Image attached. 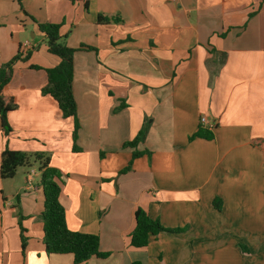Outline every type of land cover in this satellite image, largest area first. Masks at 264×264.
I'll list each match as a JSON object with an SVG mask.
<instances>
[{"label": "crops", "instance_id": "1", "mask_svg": "<svg viewBox=\"0 0 264 264\" xmlns=\"http://www.w3.org/2000/svg\"><path fill=\"white\" fill-rule=\"evenodd\" d=\"M47 22L78 49L77 152L73 120L42 93L60 61ZM19 50L31 57L4 88L17 108L9 133L0 119V163L6 148L50 157L68 227L108 253L80 264H264V0H0V65ZM145 123L137 148L152 153L132 159L124 144ZM201 125L212 140L190 139ZM27 173L0 175V264H77L46 252L43 187ZM138 208L185 230L135 247Z\"/></svg>", "mask_w": 264, "mask_h": 264}, {"label": "trees", "instance_id": "2", "mask_svg": "<svg viewBox=\"0 0 264 264\" xmlns=\"http://www.w3.org/2000/svg\"><path fill=\"white\" fill-rule=\"evenodd\" d=\"M32 17V16H31ZM32 19H34L32 17ZM35 20V19H34ZM99 22L107 20L99 15ZM38 28L44 33L47 41L49 53L56 55L60 61L56 66L43 68L46 72L47 82L42 88V93L50 95L61 110L64 118L73 120V151H80L76 145V138L80 121L78 117V105L74 95V55L77 48L69 46L65 41V35L61 33L62 23L47 22L38 23ZM31 57V51L23 53L21 50L9 61L0 65V119L5 133L11 131L7 115L10 111L17 108V103L13 98L4 95V88L12 80L16 64L19 61H27ZM31 68L42 69L38 65H30ZM124 104H121L120 109ZM149 125L145 123L138 134L131 140L125 142L124 147L133 148L132 159L144 155H151V151L138 150V144L145 140ZM213 128H205L203 125L190 136V139L197 137L212 140L214 138ZM34 157L40 162L41 184L44 193L43 219V243L48 254L52 253H71L74 262L77 264L85 263L92 257L104 258L108 253L101 252L99 249V236L97 234L85 233L72 230L68 227L65 217V208L60 201L61 184L63 175L59 169L50 164V157L44 153H27L21 150L6 148L1 155L0 175L2 178H13L21 166H30ZM132 161L123 169L122 172L130 170ZM220 200V199H218ZM218 206V205H217ZM20 220L21 242L25 248L28 237ZM136 226L131 232V244L135 247L148 245L152 236L162 232L179 233L185 228L165 227L158 219L151 217L145 210L138 208L135 211ZM139 264V263H134Z\"/></svg>", "mask_w": 264, "mask_h": 264}, {"label": "rangeland", "instance_id": "3", "mask_svg": "<svg viewBox=\"0 0 264 264\" xmlns=\"http://www.w3.org/2000/svg\"><path fill=\"white\" fill-rule=\"evenodd\" d=\"M31 162H32V164L30 166H21L20 168L21 169L24 168L25 170L28 171V173L31 172V170H35L36 174L38 175V180L37 181H39L41 183V178L42 177H41V171L39 169L40 162L38 160H36L34 157H32ZM33 177H35V176L33 175Z\"/></svg>", "mask_w": 264, "mask_h": 264}, {"label": "built area", "instance_id": "4", "mask_svg": "<svg viewBox=\"0 0 264 264\" xmlns=\"http://www.w3.org/2000/svg\"><path fill=\"white\" fill-rule=\"evenodd\" d=\"M24 48H25V50H26V46H24ZM200 121H201V123L202 124H208V118L206 117V116H202L201 118H200ZM36 174V171L35 170H31V172H29L28 173V175H27V182L28 183H31L32 182V180H33V175H35Z\"/></svg>", "mask_w": 264, "mask_h": 264}]
</instances>
